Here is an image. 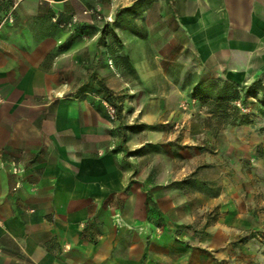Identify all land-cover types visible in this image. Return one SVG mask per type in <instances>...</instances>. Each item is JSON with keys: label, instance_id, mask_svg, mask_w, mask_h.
Segmentation results:
<instances>
[{"label": "crops", "instance_id": "crops-1", "mask_svg": "<svg viewBox=\"0 0 264 264\" xmlns=\"http://www.w3.org/2000/svg\"><path fill=\"white\" fill-rule=\"evenodd\" d=\"M98 1L120 2L0 0V264H264V209L242 182L205 197L219 214L198 243L204 250L171 254L173 233L147 218L146 194L130 186L120 140L92 146L80 106L57 101L47 64L56 43L37 23L48 11ZM180 1L183 20L201 29L225 13V27L246 50L232 74L252 78L264 67V0ZM218 42L225 47L209 46V58L231 59L232 41Z\"/></svg>", "mask_w": 264, "mask_h": 264}, {"label": "rangeland", "instance_id": "rangeland-1", "mask_svg": "<svg viewBox=\"0 0 264 264\" xmlns=\"http://www.w3.org/2000/svg\"><path fill=\"white\" fill-rule=\"evenodd\" d=\"M110 3H76L40 16V36L56 43L47 64L57 101H76L94 147L104 137L120 140L118 126L124 128L126 149L121 140L116 146L131 188L146 194L147 218L173 233L171 254L191 253L219 214L205 197L242 182L264 209V67L252 78L232 74L243 67L246 50L234 42L236 29L225 27V13L201 29L183 20L179 0ZM226 38L234 44L231 59H210L209 50L219 52L225 46L218 40ZM222 79L240 84L225 110L237 106L251 123L221 124L224 109L198 95ZM112 103L121 106V118ZM258 232L264 238V229Z\"/></svg>", "mask_w": 264, "mask_h": 264}, {"label": "trees", "instance_id": "trees-1", "mask_svg": "<svg viewBox=\"0 0 264 264\" xmlns=\"http://www.w3.org/2000/svg\"><path fill=\"white\" fill-rule=\"evenodd\" d=\"M213 85H214L212 88L213 90L210 89L207 94L199 93L198 95L202 97L206 102L215 104L218 106V108L220 107L221 109H224V111H222L223 113L220 117L219 122H221V124L223 125H233V126L251 123V121L248 119L246 115L239 114V108L237 106H234L235 110L233 113H229L225 110L227 107V102L235 98V96H238L239 91L237 87L240 84L236 81H229L222 79L215 82ZM262 92L264 95V89H262ZM112 104L115 108L117 117L121 118L122 116L121 106L116 103H112ZM118 132L120 135L121 146L124 149H126V145H125L126 132L124 128H122L120 125L118 126ZM147 211L149 212L150 210ZM151 215L154 216V213ZM157 215L160 216V213H157Z\"/></svg>", "mask_w": 264, "mask_h": 264}, {"label": "built area", "instance_id": "built-area-1", "mask_svg": "<svg viewBox=\"0 0 264 264\" xmlns=\"http://www.w3.org/2000/svg\"><path fill=\"white\" fill-rule=\"evenodd\" d=\"M10 20L12 21V20H13V18H12V17H10ZM14 170H15V171H17V170H18V168L15 166V167H14Z\"/></svg>", "mask_w": 264, "mask_h": 264}]
</instances>
